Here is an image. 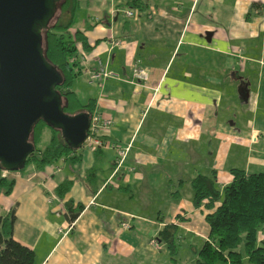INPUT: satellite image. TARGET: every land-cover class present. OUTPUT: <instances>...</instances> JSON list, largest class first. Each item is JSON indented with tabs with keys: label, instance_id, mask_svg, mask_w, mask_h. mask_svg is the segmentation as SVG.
Returning <instances> with one entry per match:
<instances>
[{
	"label": "crops",
	"instance_id": "crops-1",
	"mask_svg": "<svg viewBox=\"0 0 264 264\" xmlns=\"http://www.w3.org/2000/svg\"><path fill=\"white\" fill-rule=\"evenodd\" d=\"M129 1L79 0L88 16L72 28L93 48L79 47L74 90L113 122L99 133L108 146L7 173L14 189L0 193V216L15 208L14 238L36 264H179L159 240L169 224L178 253L184 245L195 262L206 215L221 203L196 207L194 178L215 171L222 190L232 169L264 173V0H143L144 11ZM136 67L149 71L147 82L134 78ZM101 69L110 76L92 79ZM66 180L73 185L60 198ZM69 201L84 206L72 225Z\"/></svg>",
	"mask_w": 264,
	"mask_h": 264
},
{
	"label": "trees",
	"instance_id": "trees-1",
	"mask_svg": "<svg viewBox=\"0 0 264 264\" xmlns=\"http://www.w3.org/2000/svg\"><path fill=\"white\" fill-rule=\"evenodd\" d=\"M79 5V0H61L58 3L60 14L56 16L57 10L55 15L56 22L43 35L45 56L63 76V82L56 90L63 99L64 112L69 115L83 111L93 114L96 111V100L90 99L82 103L73 88L82 74L77 60L79 47L84 52L93 49L82 31L71 33L76 24ZM127 6L139 11H144L147 7L143 0H130ZM47 129L51 133L50 141L41 149L39 145ZM31 141L35 145V151L28 157L26 166L34 164L39 170L53 166L81 149H72L61 132L48 126L43 120L35 125ZM79 158L80 156H72L71 160L74 163ZM4 172L0 167V193L10 195L14 189V181L9 180ZM231 173L233 181L222 190L218 187L215 171L210 175L199 174L192 181L193 202L196 207H200L205 200L209 202V209H213L215 203H221L213 213L206 215L210 227L209 237L195 253L196 260L193 264H264V240H259V235L264 230V173H247L241 169H232ZM96 175L95 168L87 171V186L96 181ZM72 185V181H64L58 186L57 195L64 198ZM173 195L178 196L179 191ZM66 207L68 220L72 225L84 206L78 204L74 208L73 202L69 201ZM16 220L15 208L7 215L0 216V264H36L34 251L14 238ZM177 233V227L169 224L159 234V240L167 246L171 256L178 253Z\"/></svg>",
	"mask_w": 264,
	"mask_h": 264
},
{
	"label": "water",
	"instance_id": "water-1",
	"mask_svg": "<svg viewBox=\"0 0 264 264\" xmlns=\"http://www.w3.org/2000/svg\"><path fill=\"white\" fill-rule=\"evenodd\" d=\"M61 0H0V167L21 171L34 153L31 135L43 120L78 150L92 114L64 112L62 74L47 60L43 35Z\"/></svg>",
	"mask_w": 264,
	"mask_h": 264
},
{
	"label": "built area",
	"instance_id": "built-area-1",
	"mask_svg": "<svg viewBox=\"0 0 264 264\" xmlns=\"http://www.w3.org/2000/svg\"><path fill=\"white\" fill-rule=\"evenodd\" d=\"M128 16H134V12L129 11L127 12ZM134 78L138 81V82H147L149 79V71H147L146 69H143L141 67H136L134 68ZM100 75H103L105 77L110 76L109 73L105 72L103 69H101V71L99 72V74H95L92 76V79H97L100 77ZM113 125V122L111 121V119H107L105 118L101 113L95 112L92 114V118H91V126L89 129V133H88V137L87 140L84 144V146L88 147L90 150H97V149H102L104 147L108 146V143H106V141L100 136V131L103 129H108ZM129 151V147L128 148H120L118 150V155H119V163L118 166H120ZM7 171L4 172V175H7ZM122 227L123 228H130V224L127 222H123L122 223Z\"/></svg>",
	"mask_w": 264,
	"mask_h": 264
},
{
	"label": "rangeland",
	"instance_id": "rangeland-1",
	"mask_svg": "<svg viewBox=\"0 0 264 264\" xmlns=\"http://www.w3.org/2000/svg\"><path fill=\"white\" fill-rule=\"evenodd\" d=\"M59 14H60V11L58 10L56 16H58ZM123 15H124V14H123ZM134 15H135V13H134ZM87 16H88V12L84 11L82 8H81V9H78L76 24L79 23L80 21H82V20H83L84 18H86ZM124 16H125V15H124ZM124 16H123V18H124ZM55 22H56V17L52 20L51 25L54 24ZM76 24H75V26H76ZM77 26H78V24H77ZM74 32H75V31H74L73 29H71V33H74ZM82 78H83V77L80 76V77L75 81V83H74V85H73V88H76V86L78 85V83H82V82H83V79H82ZM80 98H81L80 100H81L82 103H85L86 100H87V98H86L85 95H82ZM50 137H51V133H50V131L47 129V130L45 131V133H44V137H43V140H42L41 144L39 145V146H40L39 148L44 149V148L48 145V143H49V141H50ZM58 163H59V162H58ZM7 175H8V174H7ZM7 175H6V176H7ZM259 240H260V241H261V240H264V230H262V232L260 233V235H259ZM172 257L176 258L179 264H193V263H194V261H193V258H194L193 254L189 251V249L185 248L184 245H182V247H181V249H180V252L177 253L176 256H172ZM170 259H171V256H170ZM170 262H171V260H170ZM172 262H173V261H172ZM173 263H174V262H173Z\"/></svg>",
	"mask_w": 264,
	"mask_h": 264
}]
</instances>
